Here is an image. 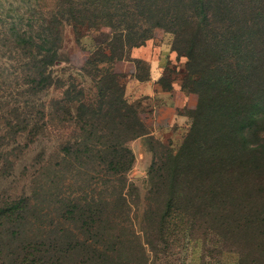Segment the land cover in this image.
Here are the masks:
<instances>
[{
  "label": "trees",
  "instance_id": "1",
  "mask_svg": "<svg viewBox=\"0 0 264 264\" xmlns=\"http://www.w3.org/2000/svg\"><path fill=\"white\" fill-rule=\"evenodd\" d=\"M21 1L29 4L22 3L0 24V61H9L6 54H13L33 64L50 59L45 67L54 66L60 61L56 45L63 24L75 33L109 29L89 63L94 69L126 59L128 51L144 46L156 29L170 34L171 50L186 59L181 89L195 94L197 104L187 113L189 129L176 153L151 164L149 182L158 202L143 215L147 228L158 234L157 242L165 243L161 234L176 216L189 234H215L219 242L213 246L239 254L244 236L264 239V0H51L52 5L41 7L32 4L36 0ZM9 65L0 62V78ZM96 71L98 93L111 101L112 113L118 112L117 129L107 131L115 141L95 152L101 156L76 143L78 151L67 163L83 166L97 159L108 172L125 177L134 163L125 144L147 133L123 93L109 94L115 76ZM42 74L37 67L31 72L34 77ZM84 112L78 123L94 129L85 122ZM1 120L4 169L5 152L16 144L8 134L23 130ZM29 201L0 196V264H124L119 238L90 234L106 217L102 209L75 200L63 204L57 221L64 228L80 223L81 235L20 234L25 227H41Z\"/></svg>",
  "mask_w": 264,
  "mask_h": 264
},
{
  "label": "rangeland",
  "instance_id": "2",
  "mask_svg": "<svg viewBox=\"0 0 264 264\" xmlns=\"http://www.w3.org/2000/svg\"><path fill=\"white\" fill-rule=\"evenodd\" d=\"M22 3L24 6L29 4L21 0H0V24L4 19L12 18L14 10L22 7ZM34 3L38 7L52 5L51 0H36ZM89 30L75 33L71 26L61 25L56 51L57 60L63 63L59 61L50 68L45 67L50 59H38L33 64L6 54L9 61H0L10 63L0 78L1 121L14 126L19 124V130H23L19 135L15 129L8 134V139L16 144L5 152V168L0 169V196L3 199L29 198V206L34 208L41 226L38 230L25 227L19 233L84 234L80 223H71L64 228L57 221L63 204L75 200L106 213L105 221L103 218L101 224H95L90 234H112L119 238L120 260L124 264H264L262 237L248 239L244 236L240 241V254L222 252L219 246L212 245L219 242L215 234H189L188 230L182 229L176 216L166 233L161 234L165 243L156 241L158 234H150L143 215L148 206L158 202L154 200V188L149 182L151 164L155 159L176 153L190 123L183 132L158 137L151 135L143 122L147 134L125 144L134 155V163L125 177L108 172L97 159L83 166L67 163L69 157L78 151L76 143L86 146L93 155L101 156V152H95L104 150L109 142L115 141L114 135H108L107 131L114 132L113 126L117 129L118 112L115 109L112 113L108 107L111 101L108 98L103 100L98 93L100 75L96 70L101 69L102 73L108 70L115 76V87L109 94L116 97L119 92L123 93L141 119L151 103L147 98L133 96L127 85L133 78L146 81L149 70L145 62L133 58L134 51L158 44L165 58L174 54V59L167 61L162 80H159L163 88L170 87L173 81H178L182 88L185 74L186 59L177 57L171 50L172 36L159 29L144 46L128 51L126 59L97 65L94 69L89 63L97 53L96 45L105 41L109 29ZM18 60L21 64L16 63ZM36 67L43 70L39 77L31 75ZM82 112L85 122L94 129L78 123ZM92 114L95 115L93 119ZM133 142L136 145L131 149ZM102 245L106 246L107 242Z\"/></svg>",
  "mask_w": 264,
  "mask_h": 264
},
{
  "label": "crops",
  "instance_id": "3",
  "mask_svg": "<svg viewBox=\"0 0 264 264\" xmlns=\"http://www.w3.org/2000/svg\"><path fill=\"white\" fill-rule=\"evenodd\" d=\"M133 58L145 62L149 70L146 81L141 82L133 78L127 86L132 89L133 96L147 98L151 103V107L142 117L150 134L164 137L183 132L189 124L187 113L195 109L197 98L182 91L178 81L171 82L168 88H163L159 83L167 61H172L174 54L171 53L168 59L165 58L160 45L157 44L135 50ZM135 143L130 145L131 149Z\"/></svg>",
  "mask_w": 264,
  "mask_h": 264
}]
</instances>
